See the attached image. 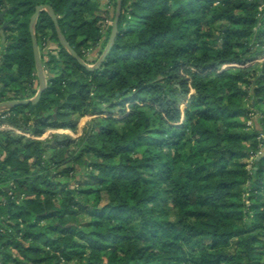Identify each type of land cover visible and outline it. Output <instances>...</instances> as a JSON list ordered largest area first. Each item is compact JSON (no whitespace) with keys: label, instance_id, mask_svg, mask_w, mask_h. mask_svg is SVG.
Listing matches in <instances>:
<instances>
[{"label":"trees","instance_id":"trees-1","mask_svg":"<svg viewBox=\"0 0 264 264\" xmlns=\"http://www.w3.org/2000/svg\"><path fill=\"white\" fill-rule=\"evenodd\" d=\"M109 2L0 0V102L38 90V5L87 62ZM35 35L46 89L0 109V264H264V0H122L95 69L46 10Z\"/></svg>","mask_w":264,"mask_h":264},{"label":"water","instance_id":"water-1","mask_svg":"<svg viewBox=\"0 0 264 264\" xmlns=\"http://www.w3.org/2000/svg\"><path fill=\"white\" fill-rule=\"evenodd\" d=\"M42 10H46L49 13L52 21L54 22L55 29H56V32L58 34L59 42L69 51V53L80 64H82L83 66H85L88 69H95L102 64L103 60L107 56L108 52L110 51V49L112 47L115 36L118 32L119 18H120L121 12H122V0H116L115 16H114V20H113V24H112V31H111L110 39H109L102 55L100 56V58L96 62H94L92 65L88 64L85 60H83L78 55V53L75 51V49L69 44V42L67 41L66 37L64 36V34H63L59 24H58L57 16H56L54 10L52 9V7L49 5H38L35 9V12L31 16L30 24H29L31 38H32L33 53H34V58H35L36 68H37V75H38V83H39L38 90L33 97L28 98V99L1 101L0 102V109L10 107V106H17V105H21V104L35 103L41 98L42 93L46 89L47 78H46V75L44 72L43 63L41 60L39 47H38L37 39H36V35H35L36 21H37V18H38L40 11H42ZM6 26H7V23H4L2 25V28L0 29L1 43L5 42L4 30H5Z\"/></svg>","mask_w":264,"mask_h":264},{"label":"rangeland","instance_id":"rangeland-1","mask_svg":"<svg viewBox=\"0 0 264 264\" xmlns=\"http://www.w3.org/2000/svg\"><path fill=\"white\" fill-rule=\"evenodd\" d=\"M104 2H107V0H99V9H105L106 6H104ZM112 12V11H111ZM112 14V13H111ZM91 18V17H90ZM4 24V23H3ZM2 28V26L0 27V29ZM0 42H1V39H0ZM50 48L54 49L53 46H55V43H52L50 42L49 44ZM52 46V47H51ZM105 49V48H104ZM104 49L102 50V53L104 51ZM2 50V47L0 45V51ZM55 51V50H54ZM102 53L100 54V48L98 49V51L96 50V52L94 54H90V51L89 53H87V63L90 61H93L95 60V62L100 58V56L102 55ZM0 58H1V54H0ZM94 62H91V63H88L90 65H92ZM194 70V69H193ZM39 87V86H38ZM104 107V106H102ZM95 115H100V114H95ZM106 115V114H105ZM94 116V115H93ZM92 115H85L83 117H79L78 118V122H77V126H78V130L77 131H73V135H75V138L79 137L82 133V129L83 127L86 125V123H88L92 117ZM116 116H119V115H116ZM70 131V130H69ZM71 132V131H70ZM64 134V133H63ZM51 136H47L45 137V139H50ZM44 139V138H43ZM80 173H77L76 172V177H73L72 178V182H74V180H77L80 178ZM93 202L94 204L96 205H102L103 203L107 202V196L104 194V193H101L96 199H93ZM71 263H74V262H71Z\"/></svg>","mask_w":264,"mask_h":264},{"label":"built area","instance_id":"built-area-1","mask_svg":"<svg viewBox=\"0 0 264 264\" xmlns=\"http://www.w3.org/2000/svg\"><path fill=\"white\" fill-rule=\"evenodd\" d=\"M106 10L107 11H109V12H111L112 11V5L110 4V2H109V0H107V2H106ZM113 23V20H112V17H111V15L109 16V15H105V17H104V20H103V26H106V25H110V24H112ZM52 47V46H51ZM53 48H54V46H53ZM261 60H264V57L262 58V59H260V61ZM2 117H4V115L2 116ZM249 124H250V121L248 122ZM5 128H11L9 125H7V124H1L0 123V129H5ZM23 134H25L26 136H31V137H33V138H39V139H43V137H44V135L46 134V133H44L42 136H35V135H30L29 133H25V132H23ZM262 136H264V134H262ZM258 153H256V155H257ZM2 155H1V153H0V157H1ZM254 157V156H253ZM181 264H190V263H181Z\"/></svg>","mask_w":264,"mask_h":264},{"label":"crops","instance_id":"crops-1","mask_svg":"<svg viewBox=\"0 0 264 264\" xmlns=\"http://www.w3.org/2000/svg\"><path fill=\"white\" fill-rule=\"evenodd\" d=\"M104 3H106V2H104ZM98 49H99L98 46L97 47H93L91 49V51H90V54H94L96 52V50L98 51ZM253 119L255 120L256 119V116H254ZM251 122H252V120H250V124H251ZM77 130H78V126H77V129L76 130H72V129H69V128L48 129V130H46V132H45L46 134L44 135L43 138L45 139V137L51 136L53 133H60V134L65 133V134L70 135L72 138H75V135H73L72 132L73 131H77ZM260 153H261V151L259 152V154ZM257 159H259V157H257Z\"/></svg>","mask_w":264,"mask_h":264}]
</instances>
